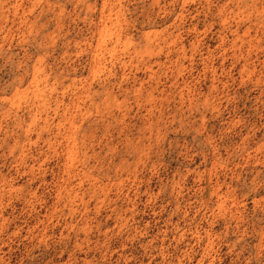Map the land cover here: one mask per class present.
<instances>
[{
  "label": "rangeland",
  "instance_id": "374dc122",
  "mask_svg": "<svg viewBox=\"0 0 264 264\" xmlns=\"http://www.w3.org/2000/svg\"><path fill=\"white\" fill-rule=\"evenodd\" d=\"M0 264H264V0H0Z\"/></svg>",
  "mask_w": 264,
  "mask_h": 264
}]
</instances>
